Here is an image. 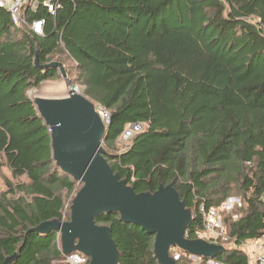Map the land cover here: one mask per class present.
<instances>
[{
	"label": "trees",
	"instance_id": "obj_1",
	"mask_svg": "<svg viewBox=\"0 0 264 264\" xmlns=\"http://www.w3.org/2000/svg\"><path fill=\"white\" fill-rule=\"evenodd\" d=\"M34 1L21 11L27 26L0 9V155L28 181H5L0 193V264L15 253L13 264H67L56 232L32 231L68 221L62 191L71 207L82 188L56 166L27 96L58 76L51 62L108 112L101 148L112 172L136 194L176 191L192 218L187 240L205 241L201 205L241 199L237 220L223 216L229 242H205L223 249L210 259L249 264L241 245L264 232V0H59L55 14ZM35 20L41 36L29 29ZM134 123L142 132L116 152ZM95 223L110 229L118 264H158L154 236L114 212Z\"/></svg>",
	"mask_w": 264,
	"mask_h": 264
},
{
	"label": "water",
	"instance_id": "obj_2",
	"mask_svg": "<svg viewBox=\"0 0 264 264\" xmlns=\"http://www.w3.org/2000/svg\"><path fill=\"white\" fill-rule=\"evenodd\" d=\"M45 67L66 77L60 63ZM34 104L49 128L56 166L82 184L72 201L68 221L43 222L32 230L38 234L56 232L63 256L77 251L89 257V264H118L110 229L95 223L97 217L111 212L118 213L123 223L154 236L153 254L158 264H176L169 256L171 247L205 258L223 251L205 241L185 238L192 218L172 186H160L153 194H136L112 172L102 156L105 127L93 105L76 90L69 92L68 99H36ZM17 258L15 253L2 264H13Z\"/></svg>",
	"mask_w": 264,
	"mask_h": 264
},
{
	"label": "built area",
	"instance_id": "obj_3",
	"mask_svg": "<svg viewBox=\"0 0 264 264\" xmlns=\"http://www.w3.org/2000/svg\"><path fill=\"white\" fill-rule=\"evenodd\" d=\"M32 1V2H31ZM30 4L32 9L36 6L34 0H0V9L10 14L12 22L17 25H25L21 11L22 9ZM59 0H42V6L50 14H55L59 7ZM44 20L33 21L29 29L35 35L41 36L43 33ZM101 121L106 126L110 122V116L108 112L104 110L95 111ZM143 126L138 123L128 125L120 136L122 142H129L135 135L141 133ZM264 200V195L262 196ZM242 207V201L239 197L231 196L226 198L219 207L206 208L204 205L199 207V213L202 217L203 232L197 233L199 238H202L208 242H216L220 240L223 243L229 242L227 229L223 223V216L231 215L232 220H237V215L234 212ZM252 246L254 253L252 258L255 264H264V232L253 241ZM170 257L174 262H187L188 264H222L210 258L201 257L190 254L177 247L170 248ZM64 261L67 264H88V257L80 252H72L67 256H64Z\"/></svg>",
	"mask_w": 264,
	"mask_h": 264
},
{
	"label": "rangeland",
	"instance_id": "obj_4",
	"mask_svg": "<svg viewBox=\"0 0 264 264\" xmlns=\"http://www.w3.org/2000/svg\"><path fill=\"white\" fill-rule=\"evenodd\" d=\"M67 65H69L68 62ZM72 89L76 90V92L79 95H81L80 93L82 89L74 81L73 77L69 78L68 76H66L65 78H62L61 75L58 73V76L54 80L46 81L38 88L29 90L27 92V96L32 100H36V99L50 100V101L64 100V99H68L69 92ZM130 143L131 140L129 142H122L119 138L115 144L116 152L119 153L124 151L127 148V146H129ZM5 181H9L14 185L21 182L28 183L25 177H21L18 179L13 178L10 170L6 166L4 158L0 155V193L6 190ZM62 196L65 200L63 214L64 217L67 218V215H70V203H71L72 195H68L65 191H62ZM89 261L90 259H88V264ZM52 264H59V263L53 262Z\"/></svg>",
	"mask_w": 264,
	"mask_h": 264
},
{
	"label": "crops",
	"instance_id": "obj_5",
	"mask_svg": "<svg viewBox=\"0 0 264 264\" xmlns=\"http://www.w3.org/2000/svg\"><path fill=\"white\" fill-rule=\"evenodd\" d=\"M252 243H253V241L247 242V243L241 245L240 249L244 252V254L247 256V258L253 257L254 248L252 246ZM248 263L249 264H255L252 259H250V261L248 260Z\"/></svg>",
	"mask_w": 264,
	"mask_h": 264
}]
</instances>
